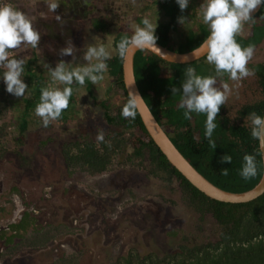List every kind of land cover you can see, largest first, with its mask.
Returning a JSON list of instances; mask_svg holds the SVG:
<instances>
[{
	"label": "rangeland",
	"instance_id": "rangeland-1",
	"mask_svg": "<svg viewBox=\"0 0 264 264\" xmlns=\"http://www.w3.org/2000/svg\"><path fill=\"white\" fill-rule=\"evenodd\" d=\"M12 1L14 6L33 19L34 26L40 32L41 39L38 48L33 49L31 46H23L18 51H10L9 55L15 53L17 58L24 57L26 63H28V66L25 67L27 71H33L36 73L35 76L40 75L43 79L45 77L44 80L47 82L45 86L54 82L47 68L43 67L44 63L50 65L53 69L58 60L69 63L70 68L83 66L87 64L84 56L89 45L103 44L113 55L114 48L111 42L114 33L116 31H129L138 23L142 24V20L146 16L145 14H138L136 22L128 17L129 10L127 7L134 6L131 0L118 1L117 5L112 4V8H109V3L106 2L107 10L117 8L119 11L113 15L107 13L101 20L94 19L93 21L103 27L101 30L96 28L93 31L90 26L92 23V21L90 22L91 17L81 10L83 7L87 8L85 0L70 2L68 5L70 9L68 8L67 11L64 10L63 12L65 18H61L62 20L59 21H56L55 18L48 21L41 17V14L47 11V4L41 3L39 6L40 2L37 0H33V2L30 0ZM170 10V8H167L168 12ZM119 12L122 17H120ZM157 17L158 15L155 17L156 20L152 21L156 26L160 22ZM191 39L193 38L189 37L184 41L186 43H179L178 48L175 50L184 51L186 46H189L188 43H191ZM259 40L257 39V41ZM244 41L248 42L249 40ZM69 42H72L75 47L73 56H60L59 50L66 47V43ZM168 44L167 41L166 46H169ZM200 61L207 62L206 58ZM200 61H196V63H200ZM200 67L197 66L198 69ZM23 75V81L27 84V72L24 71ZM104 75L105 79L99 85H94L87 79L83 86L77 83L72 85L73 94L71 97L74 101L72 99L70 101L73 109L67 118L68 120L53 122L45 128L42 126L39 117L35 114L31 115L32 119L29 120L26 130L18 140L14 139L17 135L15 120L13 119V123L8 125L7 135L4 139L6 153L0 159V223H4L10 217V212L8 210L2 211V207L6 209L11 207V204H5V202H10L9 196L15 192L12 190L14 188L23 193L22 196L25 201H22V204L27 206L29 210L33 209L34 211L39 210L41 206L44 207L43 210L38 211L39 213L33 214L42 229L50 228L52 232L56 230V233L58 232V229L55 228L58 223L54 224L49 220H45L46 216H49L50 211L54 209L59 212L60 217L67 213L66 206H63V208L56 207L58 199H60V196L65 197L66 193H75L76 195L83 194V196L93 201V205H90L91 208H94V216L91 217L92 226L97 221L103 222L110 218L113 219L112 217L115 214L126 217L127 213L124 212L134 211V220H137L135 217L141 214L142 220L153 221L156 225L153 234L158 237L159 242L163 237V230L168 231L170 229L180 230L188 237L190 242L212 239L216 234V226L213 220L208 214L199 219L197 213L181 200L177 181L173 178V169L161 162L159 154L148 157L144 153L141 166H132L125 159V156L132 151L135 139H145L137 128L132 129L134 135L129 143L111 159L110 165L105 171L94 175L80 170H72L69 173L66 171L60 153V147L64 142L75 138V136H78L76 139L85 136L96 139L98 128H102L105 135L111 133L114 129H120L117 123L111 125L105 122L102 107L99 104L100 101L102 103L105 100L108 104L109 114L113 116L123 100L122 92L112 85V77L107 72ZM227 83L232 91L229 94L228 102L222 105L220 109L232 122L248 125L246 117L238 119L237 110L241 104L253 103L261 98L259 87L253 78H249L245 84L241 82L239 89L233 87V81L227 80ZM19 98L14 95L11 98L16 107L21 106ZM16 115L17 112H11L10 110L6 113L4 120L11 121V118H15L13 116ZM164 131L169 134L172 133L171 128L167 126H164ZM30 169V173L24 174L26 170ZM161 177L169 178L171 181H164ZM110 180L113 184L110 183ZM83 199L85 200V198ZM107 199L112 201H107ZM86 201L89 202V200ZM87 203L86 206H88ZM103 207L106 208L105 212L101 211ZM44 210H46V213ZM102 217H106V219L103 220ZM2 232L3 235L8 234V231H3V229L0 230L1 234ZM33 234V231L27 229L19 236L21 239L19 237L15 239L16 241L20 240L22 243H18V250L16 249L18 254L32 251L30 248L21 246L25 245L27 238ZM177 239H171L173 241L170 245L171 251L175 249ZM54 242L52 241L51 244ZM48 243L49 241L46 246H41L43 247L41 251L48 250L51 245L50 243L48 245ZM1 247H3L2 252L4 251L7 257H9L12 250H15L13 244L3 242L2 236L0 237ZM63 250L70 251L66 246ZM164 251L166 252V250ZM5 258L0 256L2 261Z\"/></svg>",
	"mask_w": 264,
	"mask_h": 264
},
{
	"label": "trees",
	"instance_id": "trees-1",
	"mask_svg": "<svg viewBox=\"0 0 264 264\" xmlns=\"http://www.w3.org/2000/svg\"><path fill=\"white\" fill-rule=\"evenodd\" d=\"M176 11L177 7L172 6L169 13L170 19L166 23L157 25L155 29L157 44L167 47V32L173 27ZM256 15L264 17V4L260 6ZM206 32L200 37L191 39V43H188L189 46L187 45L184 51H176L186 52L195 48L205 38L208 33ZM263 32L264 22L259 27L258 33L252 34L248 44L238 36L236 40L242 47L254 45ZM125 37L126 35L120 32L113 36L111 43L114 53L107 61V73L112 77V85L121 90L122 103L113 116L109 114L105 100L99 103L103 109L105 121L117 123L120 129H114L106 134L103 142L87 136L64 142L60 147V153L69 172L80 170L92 175L105 171L111 159L129 143L134 135L133 128H137L145 139H135L132 151L125 156L129 164L141 166L144 153L148 157L159 154L153 142L147 138L137 113L135 119L125 118L121 114L123 107L129 102L121 81L122 57L118 52V45ZM252 37L255 38L253 42ZM13 57L17 58V55L13 53L10 58ZM164 63H166L164 60L142 49L136 50L132 57V70L137 89L157 123L162 128L164 126L171 128L172 136H168L171 143L189 164L214 186L229 192H242L253 187L261 176L262 165L257 140L251 137L249 125L232 122L220 109L214 121L217 127L212 134L211 139L215 142V147H212L205 137L206 114L193 112L191 119H186L184 113L187 109L179 107L182 93L173 94L171 91L173 86L180 88L183 84L188 67L195 68L197 75L209 76L210 72L215 69L214 65H204L196 61L168 63L172 73L170 76L161 77L159 76L160 64ZM198 65L201 66L199 69ZM26 66L28 63H25L24 68ZM257 68L261 72L258 79L261 98L253 103L242 105L237 110L238 119L247 117V114L253 111L261 116L264 110V64ZM3 71L4 69L0 68V76ZM26 72L31 94L28 99L19 98L23 103L20 107L15 106L11 99L13 95L6 91V85L0 78V159L6 153L4 139L8 125L13 123V119L15 120L17 135L14 139H20L27 126L28 112L40 101L41 89L44 88L39 76H35L25 68ZM213 72L215 73L214 70ZM72 109L69 102V107L64 111L67 114ZM10 110L17 112V115L13 116L15 118H11V121H5L4 117ZM64 111L61 117L66 116ZM225 154L232 157V163L220 162ZM246 154L255 155L257 162V175L248 180L240 175L244 163L243 157ZM160 160L163 164L170 166L163 157ZM222 169H228V175H221ZM173 178L177 181L181 200L197 213L199 219L208 214L216 226V234L212 239L200 242H190L184 235L177 239L175 249L171 252L166 251L163 255L130 256L123 259L122 264H264V192L248 202H221L198 191L175 170H173ZM162 179L167 182L171 181L169 178ZM10 227L12 230H17L22 228L23 224L19 223ZM54 234L56 232H52V229L43 228L40 232L34 231V234L27 238V242L33 247L44 246ZM15 235L19 234L9 233L5 238V243L12 242ZM71 261V259L66 260L67 263Z\"/></svg>",
	"mask_w": 264,
	"mask_h": 264
},
{
	"label": "clouds",
	"instance_id": "clouds-1",
	"mask_svg": "<svg viewBox=\"0 0 264 264\" xmlns=\"http://www.w3.org/2000/svg\"><path fill=\"white\" fill-rule=\"evenodd\" d=\"M176 3L183 12L188 7L189 0H176ZM262 4L264 0H203L199 7L203 23L209 28V34L197 50L206 56L209 64L214 65L217 76L227 74L236 89H239L244 79L255 75V71L247 66L253 59L255 48L252 45L242 47L237 42L236 36L243 33L246 24L255 22L252 13ZM59 7V0H50L48 3L51 12H56ZM56 19L59 21L61 17L57 15ZM178 22L183 24L185 18L178 17ZM155 29L156 25L149 18H143L142 26L137 25L131 37H125L120 41L119 55L123 57L132 49L156 48ZM40 39V32L29 15L10 3L0 4V68L4 69L0 78L6 85V91L15 97H23L28 90V85L23 81L26 61L24 57L10 58L9 53L18 51L23 46L36 49ZM74 48L72 42L66 43V47L59 50V55L73 56ZM84 58L87 64L74 68H70L69 63L64 60L58 61L54 69L46 63L43 64L54 82L41 89L40 101L34 110L43 127L47 128L51 123L59 120L63 111L69 107L74 83L83 86L87 79L92 84L99 85L104 81V74L108 71L107 61L111 59V53L106 47L103 44L89 45ZM185 77L180 88L173 86L171 91L173 94L182 93L179 107L187 109L184 113L186 119H191L193 112L206 114L205 137L212 147H215V142L211 139L217 127L214 121L220 107L228 102L232 88L226 82L218 85L216 76L197 75L193 67L186 69ZM132 97L123 107L121 114L125 118L135 119L137 102L142 98L138 95ZM246 120L251 130V137L264 148V117L253 111L247 114ZM104 137L105 131L98 128L96 139L103 142ZM243 161L240 175L245 180L255 177L256 156L246 154ZM220 162L232 163V157L225 154ZM221 175H228V169H222Z\"/></svg>",
	"mask_w": 264,
	"mask_h": 264
},
{
	"label": "flooded vegetation",
	"instance_id": "flooded-vegetation-1",
	"mask_svg": "<svg viewBox=\"0 0 264 264\" xmlns=\"http://www.w3.org/2000/svg\"><path fill=\"white\" fill-rule=\"evenodd\" d=\"M30 1L33 2V0ZM37 1L40 2L39 6L41 5V3L48 5V3L50 2V0H37ZM85 1L87 2V8L83 7L81 10L82 12L85 11L86 14L91 17L90 22L92 21V23L90 26L91 29L95 31L96 28L101 30L103 26L93 21L94 19L96 20L98 18L99 20H101L105 14L108 13L113 15L114 13L117 14V11H119V9L117 10V8H114L112 10H107L108 8H106L105 6L106 2L109 3L108 5L109 8H112L113 6L112 4L117 5L118 1H128V0H85ZM131 1L133 2V0ZM70 2H73V0H59L60 7L56 10V12L49 11L47 6V11L45 13L43 12L41 14V17L48 21H51V19L53 18H55V20L58 21L56 19L57 15H59L61 18H65L63 12L64 10L67 11L68 8L70 9V7L68 6ZM133 4L134 6L130 5L127 7L129 10L128 17H130V19L132 18L133 22H136V17L138 14H145L146 15L145 17L149 18L151 22L156 20L155 17L157 15H158L157 20L160 21L159 23H166L170 19L169 12H167V8L171 6L168 5L167 1L165 0H135ZM257 11L252 14L253 19H255V22H250L249 34L247 36L240 35V38H242L243 40L246 39L249 40L252 34L258 33L259 27L264 22V17H259L256 15ZM120 17H122V14ZM71 18H73V16H71ZM137 25L142 26V24L139 23ZM137 25H135L134 28L129 29V31H116L114 35L120 32V33H124L126 37H131ZM183 32H185L184 37L187 40L189 37L194 38V35L197 34L199 30L193 31L192 29H190L189 31H186L184 29ZM237 36L239 37V35ZM254 39L255 38L252 39V42L254 41ZM248 42H246V44H248ZM168 45L171 46L170 44ZM252 46H254L255 48V53L253 59L249 62L247 66L249 69H253L255 71V75L249 78H253V80H255V82L258 85V79L260 78L261 72L257 68V66L264 64V32L260 36V40ZM205 58L206 56L202 55L200 58L194 61L204 60ZM200 63L211 66V64L204 61L203 62L200 61ZM213 70L215 71V69ZM212 71L210 72L209 76L210 75L216 76L218 85L224 82L227 83V80H230L228 79L227 74H224L223 76H217L216 72L212 73ZM32 73L34 75L36 74L33 71ZM171 73L172 70L169 68L168 62L164 64H160L159 76L167 77L170 76ZM37 76H39V78L42 79L43 87H45L47 82H45L44 79L46 78L44 77L43 79L40 75ZM249 78L244 79L242 83L245 84ZM28 89L29 91L28 92L26 91L25 95L22 98L25 97L26 99H28V96L31 94V90H30L31 88L28 87ZM71 98L72 101H74L73 97ZM38 103L39 102H37L36 105ZM21 104H23L22 101ZM242 105L244 104H241L239 108ZM35 107H33V109L29 110L28 112L29 115H27V126L29 120L32 119L31 115L35 114L34 112ZM71 112L69 111L66 114V112L64 111L66 116L61 117L59 120L55 122L66 120ZM102 114H103V109H102ZM107 124L113 125L115 123L112 122ZM165 133L169 137L172 136V133L171 134H169L168 132ZM77 137L75 136V138L71 140H75ZM65 169L69 173L66 166ZM30 171L31 169L28 171L26 170L24 174H26L27 172L30 173ZM110 183L113 184L111 180ZM12 190L13 192L14 191L15 192L9 196L10 202H5V204L6 203L11 204V207L9 209L2 207V211L8 210L10 212L9 214L10 217L4 223L2 224L0 223V230L3 229V231H8V234L18 233L19 235H15L12 239V242H10L11 244H13V248L15 250H12L10 255L8 254L9 257L5 255L6 253L4 251L2 252L3 247L0 248V256L2 258L6 257L4 261L0 259V264H115V263L122 264L123 263L122 260L130 256L138 255L137 257H140V256H146L147 254L163 255V253L165 252L164 250L171 252L170 245L173 242L171 241V239L181 238L184 235V233H182L180 230H175V229H170L168 231L163 230V237L161 239V242H159L157 240L158 237H156L153 234V229L156 226L153 223V221L144 220V219L142 220L141 214L135 217L137 220H134L133 219L134 211L124 212L127 213L126 217H122V216L120 217L117 214L113 215L112 217L113 219L110 218L108 220H104L106 219V217L105 218L102 217V219L106 222L97 221L98 224L96 223L92 226L93 223H91L92 222L91 217L94 216V208H91L90 205H93V201H91V199H89L88 197L83 196V194L76 195L75 193H70V194L66 193V195L64 194L65 197L60 196V199H58V203L56 207L63 208V206H66L67 213H65L60 217L58 214L59 212L55 211L54 209L51 210L49 216H46L45 218V220H49L54 224L58 223V225L55 227L56 229H58V232L56 233L57 235L54 234L55 236H53V238L49 241V243L51 244L52 241L53 242L56 241V242H54L51 245L48 243L50 247L48 246L49 247L48 250H44V251H41L43 247L41 246L33 247L30 246L28 242H26L25 245H22L21 247L30 248L32 251L28 253L18 254L16 252L18 250L17 248L18 243L20 244L22 243L20 240L16 241L15 239L18 238L21 234H23V232H26L27 229L33 232L34 231L40 232L42 230V226H39V224L36 222V218L33 213L35 214L39 213L40 212L39 210H43L44 207L41 206L39 210L38 209L34 210L35 212L33 211V209H30L31 210L30 211L27 208V206L22 204V201L23 202L25 201L24 197L22 196L23 193L21 191L19 192L14 188ZM14 194L16 197L15 199H14ZM83 198H85V200ZM86 200H89V202L87 203ZM107 201H112V200L107 199ZM86 203L88 204V206H86ZM105 210L106 208L104 207L101 208L102 212H105ZM44 211L46 213V210ZM19 223L23 224L22 228L24 229L18 228L17 230H12L10 226ZM8 234L3 235V232L2 234L0 233V237L2 236L3 242H5V238ZM19 239L21 238L19 237ZM65 246L68 247L70 251L68 252L64 251L63 248ZM67 259H71L72 261L67 263L66 262Z\"/></svg>",
	"mask_w": 264,
	"mask_h": 264
},
{
	"label": "water",
	"instance_id": "water-1",
	"mask_svg": "<svg viewBox=\"0 0 264 264\" xmlns=\"http://www.w3.org/2000/svg\"><path fill=\"white\" fill-rule=\"evenodd\" d=\"M199 45L186 52H176L156 43V48L144 51H147L168 63H186L194 61L203 55L197 50ZM136 50L138 49H132L122 57L120 67L123 89L129 100L130 98H133L132 95H138L141 97L132 70V57ZM136 113L147 138L153 142L159 155L167 161L173 170L180 173L193 187L207 197L221 202L243 203L255 199L264 192V148L261 147L258 141L257 145L262 165L261 176L258 182L248 190L242 192H229L214 186L189 164V162L171 143L164 129L154 119L143 99L137 102ZM261 116L264 117V110Z\"/></svg>",
	"mask_w": 264,
	"mask_h": 264
},
{
	"label": "crops",
	"instance_id": "crops-1",
	"mask_svg": "<svg viewBox=\"0 0 264 264\" xmlns=\"http://www.w3.org/2000/svg\"><path fill=\"white\" fill-rule=\"evenodd\" d=\"M165 1H167L168 5H170L171 8L172 6L177 7V11L175 14L176 20L173 24V27L169 30L167 34L168 42L171 45V47H173L170 48V50L176 51L175 49L178 48L179 43L186 41L183 34L184 29L186 31H189L190 29H192L193 31L199 30V32L194 35V38L200 37L205 31H207L208 33L206 32L207 34L205 35L206 38V36L209 34V28L206 24L203 23L202 16L199 12V7L203 3V0H189L188 7L183 12H181L179 5L176 3V0H165ZM181 16L185 18V22L183 24L178 22V17ZM249 25L250 23L244 26V31L242 34H240L241 36H247L249 34V30H250Z\"/></svg>",
	"mask_w": 264,
	"mask_h": 264
},
{
	"label": "built area",
	"instance_id": "built-area-1",
	"mask_svg": "<svg viewBox=\"0 0 264 264\" xmlns=\"http://www.w3.org/2000/svg\"><path fill=\"white\" fill-rule=\"evenodd\" d=\"M3 3H10L14 6V3L12 0H0V4H3Z\"/></svg>",
	"mask_w": 264,
	"mask_h": 264
}]
</instances>
